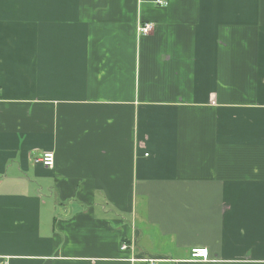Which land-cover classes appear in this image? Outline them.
Returning <instances> with one entry per match:
<instances>
[{"label": "crops", "instance_id": "crops-1", "mask_svg": "<svg viewBox=\"0 0 264 264\" xmlns=\"http://www.w3.org/2000/svg\"><path fill=\"white\" fill-rule=\"evenodd\" d=\"M146 258L264 264V0H0V264Z\"/></svg>", "mask_w": 264, "mask_h": 264}, {"label": "built area", "instance_id": "built-area-1", "mask_svg": "<svg viewBox=\"0 0 264 264\" xmlns=\"http://www.w3.org/2000/svg\"><path fill=\"white\" fill-rule=\"evenodd\" d=\"M158 4H167V0H154ZM140 32L144 35L149 34L154 29V24L151 22H146L140 26ZM41 162L47 167H53L55 163V153L53 151H46L40 158ZM122 249H129L127 242H123ZM190 258L192 260H208L209 251L205 247H194L191 249ZM133 260H136L135 258ZM143 261L148 264H159V260L156 258H146ZM7 264V263H4Z\"/></svg>", "mask_w": 264, "mask_h": 264}]
</instances>
